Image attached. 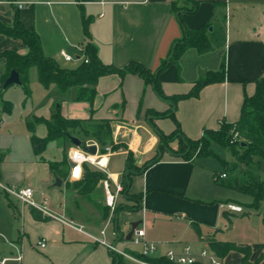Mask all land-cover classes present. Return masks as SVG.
<instances>
[{"label": "crops", "instance_id": "crops-1", "mask_svg": "<svg viewBox=\"0 0 264 264\" xmlns=\"http://www.w3.org/2000/svg\"><path fill=\"white\" fill-rule=\"evenodd\" d=\"M194 1L200 4L195 13L180 10L186 8L183 0H0V23L12 25L13 16L18 13L23 26L40 37L45 56L55 59L64 68H76L80 63L65 62L61 51L78 60L84 45L91 43L104 65L123 69L131 63H139L156 73L162 62L169 59L175 42L183 38L184 28L194 30L214 20H226V44L219 48L223 50L222 57L220 53H213L212 57H208L210 53L201 55L191 48L178 65L171 63L159 75L163 92L172 98L188 95L202 71L216 73L223 62L225 64L222 82L205 86L198 97L181 100L174 109L171 101L161 99L152 85L134 74L101 77L93 102L80 100L77 88L68 93H62L56 85L46 89L35 75V82L43 88V92L38 89L37 93L45 101L43 106L36 107L30 70V95L26 96L22 86H14L22 89L26 103L31 101L33 106L27 116H31L33 122L21 118L26 127L15 132V121L6 119L4 122L3 119L4 113L10 115L15 107L13 100L6 98L12 86L2 93L0 186L33 189L35 200L46 199L57 219L43 217L35 210L41 216V220H36L34 209L21 205L0 189V259H12L21 253L20 264H114L110 251L92 241L89 235L100 237L109 224L108 229L113 226V232L111 236L106 234V240L122 245L123 240L116 234L126 239L131 225L140 223L147 240L158 245L156 259L163 258L168 251L180 253L186 247H191L196 254L204 249L214 253L212 244L228 243L251 247L250 263L264 264V201L258 209L252 208L253 198L236 190L242 187L240 182L247 180L240 176L249 175V166L240 165L238 160L232 166L236 169L234 179L228 181L226 172H219L208 163V158L214 157L186 161L164 152L157 163L132 176L129 193L139 197V204L133 200L138 210H120L116 215L107 209L104 181L83 196L77 188L67 184L79 181H69V176L61 179L51 169L52 163L66 159V166L60 170L70 175V155L76 147L69 138L51 142L41 156L35 154L32 145L33 136L39 139L48 136L46 125L39 120H51L59 108L67 120L89 122L92 126L108 123L110 136L106 144L92 136L86 138L78 130L72 135L84 145L97 146L100 153L106 148L112 150L108 173L113 186L114 182L121 181L129 155L141 169L156 156L160 145L157 131L170 136L179 126L187 139L198 141L206 130L218 131L222 123H237L245 99L255 95L258 81L264 78V0ZM17 3L27 5L19 10ZM85 20L89 36L85 33ZM5 51L28 53L21 40L1 35L0 54ZM5 74L6 61L0 59V79ZM171 109L174 118L156 116L169 114ZM114 159L117 166L111 171ZM248 178L243 186L251 183L252 178ZM57 179L62 181L61 187L56 186ZM122 196L117 200L118 208L134 204ZM241 196L251 198L248 206L258 211L259 218L254 217L258 228L243 227L244 219L233 221L237 215L247 216L245 211L238 214L225 209L228 203L243 207ZM106 212L107 219L104 218ZM63 222L73 223L82 231ZM123 225L130 227L126 231ZM229 225L232 229L240 226V238H226ZM42 241L46 243L44 249L38 246ZM129 252L138 254V249L130 246ZM215 255L223 264H242V255L238 252L223 257ZM124 263L140 264L127 259ZM7 264L19 263L9 261Z\"/></svg>", "mask_w": 264, "mask_h": 264}, {"label": "trees", "instance_id": "trees-1", "mask_svg": "<svg viewBox=\"0 0 264 264\" xmlns=\"http://www.w3.org/2000/svg\"><path fill=\"white\" fill-rule=\"evenodd\" d=\"M183 1L186 8L180 10H185L187 13H195L198 10L200 5L198 1ZM176 12L178 13L179 10ZM84 29L86 35L89 36L87 20L84 21ZM1 35L15 40H21L27 47L28 53L26 55H21L16 51H5L0 54V59L6 61V74L0 79V96L3 93V85L10 73L16 71L21 76V86L28 97L30 95L28 87L29 72L34 67L38 70L39 82L46 89L51 85H56L62 93H68L71 89L77 88L80 91L79 99L88 102H93L96 97V87L101 77L108 75H119L123 77L127 74H134L141 77L146 84L152 85L155 93L161 99L171 101L174 109L179 101L198 97L200 91L205 86L211 83L222 82L225 77V64L223 62L219 72L212 73L202 71L199 81L188 95L174 96L172 98L165 95L159 81V75L164 72L171 63H176L178 65L183 54L188 49L194 48L199 54L205 55L223 47L226 44V20H214L194 30L184 28L183 38L175 42L171 49L169 59L162 62L156 73H152L139 63H131L123 69L104 65L98 57L96 47L91 43H87L83 47L88 63L82 62L76 68H64L55 59L45 56L40 37L34 31H29L23 26L18 13L13 16L12 25L0 23V36ZM6 108L7 105H5V109ZM173 109H171L169 114H159L156 116H171L174 118ZM39 122L46 125L48 136L45 139H39L33 136L32 145L37 156H41L51 142L61 138L70 139V137H73L72 134L77 130L86 138L92 136L102 144H106L110 136L108 123H104L102 126H92L89 122L67 120L63 117L60 108L55 111L51 120H39ZM86 124H88V126H85ZM31 131L33 132L32 128ZM157 134L159 136L160 145L156 156L141 169L134 165L133 156L129 155L126 171L122 175L121 183L123 185V196L127 199L134 200L137 204L140 202L139 197L131 196L129 193L132 176L141 173L144 169L157 163L164 152H169L186 161H191L196 157L213 156L212 147L216 145L228 149L239 162L245 165H252L255 157L260 161H264V78L258 81L255 95L245 99L241 118L237 123H222L218 131L206 130L203 137L198 141L187 139L180 131L179 126L177 131L170 136H165L159 131H157ZM234 134H238L239 140L235 144H230ZM174 143H177L178 149L172 147ZM104 152L105 151H103V153ZM50 166L59 178L65 180L68 178L69 174L62 173L60 170L61 167L66 166V159L62 163H52ZM105 179L106 175L104 173L94 170L89 166H85L82 180L75 183L68 182L67 184L68 187L77 188L79 194L85 196ZM236 190L253 198V203L251 204L252 208L258 209L259 205L264 201V182H251L247 186L237 187ZM107 209L109 210V208ZM120 210L138 209L128 208L126 206L118 208L117 206L115 214L117 215ZM33 214L36 220H41V216L38 215L36 211ZM211 250L220 257L226 256L233 251L238 252L242 255V264H251V247H238L234 244L218 243L212 244ZM133 255L150 264H165L167 262L163 258H144L137 253ZM112 256L114 258V264H125L121 256L114 254H112Z\"/></svg>", "mask_w": 264, "mask_h": 264}, {"label": "built area", "instance_id": "built-area-1", "mask_svg": "<svg viewBox=\"0 0 264 264\" xmlns=\"http://www.w3.org/2000/svg\"><path fill=\"white\" fill-rule=\"evenodd\" d=\"M27 3H17V7L19 10H22ZM82 56L77 60L74 57L68 55L65 51H61V58L67 63H88V60L84 54V50L81 49ZM239 140L238 134H234L233 139L230 141V144H235ZM112 154V150L110 148H106L104 153H100L99 149L96 156L89 155L81 148H76L72 151L70 155V162L72 165L71 172L69 175V181L75 182L80 181L84 175V167L86 165H90L92 167L97 168L100 172L106 175V179L103 182L105 194H106V205L111 210L112 214L115 212L117 207V200L121 195H123V185L120 182L113 183V190H111V176L108 173V162L109 157ZM222 177H226L223 175ZM0 189L7 193L10 197L15 198L21 205L28 206L37 212H39L43 217H47L50 219H57V216L51 212L48 206V201L44 199L42 202H37L35 200L34 190L31 188H11L6 186H0ZM225 209L231 213H243L244 209L240 205H236L233 203H228L225 205ZM69 227L82 231V228L75 226L73 223L67 224L63 222ZM109 224L101 231L100 237H95L89 235L90 239L101 246L106 247L111 254L121 256L123 259L131 260L140 264H147L148 262L134 256L129 252L130 246L134 249H138V254L144 258H155L158 252V245L155 243H151L147 240L146 231L144 228L138 227L131 240L126 241L125 237H121V235L116 236L121 240H123V244L119 247L116 243H110L106 240V234ZM38 246L41 249L46 247V243L44 241L39 242ZM21 253L16 257L9 259L3 258L0 259V264H7L9 261H15L17 263L22 262ZM167 262L165 264H223L222 261L210 250L204 249L199 254L194 253L191 247H186L180 253L175 251H168L163 257ZM150 264V263H148Z\"/></svg>", "mask_w": 264, "mask_h": 264}, {"label": "rangeland", "instance_id": "rangeland-1", "mask_svg": "<svg viewBox=\"0 0 264 264\" xmlns=\"http://www.w3.org/2000/svg\"><path fill=\"white\" fill-rule=\"evenodd\" d=\"M70 11L73 13V10H70ZM222 51L223 50H221V49H216L213 52H210V54H209L210 56H208V57H212V55H214L213 53H218V55L220 53V57H222V55H223ZM35 75L38 76V70H37L36 67L31 69V73H30V87H31V90L34 92L33 95L35 97L33 105L37 107L39 105L43 106L45 104V101L42 100L43 96H40L37 93L38 89H41V91L43 92V88H40L38 82H35V80H34V76ZM15 91H18V95L17 94L15 95ZM21 91H22V89L19 86H12L11 89L8 92H6V98L7 99H12L14 104H15V107H14L13 112L10 115H9V113L5 112L4 113L5 116L3 115V119H4V122H6V119H8V120L12 119V120L15 121V132L21 131V129H22L21 127H24L26 125L25 121H20L21 118H23V120H25V118H26L27 121H29V122L32 121L31 120V116H27V115L30 113L31 108H32L33 105L31 103V101H28L27 103L25 102L26 99H25V97H24V95H23V93ZM44 98H45V96H44ZM46 98H45V100L47 101L48 98L47 99ZM43 101H44V103H42ZM6 116H8L9 118L6 117ZM19 128H20V130H18ZM11 132H13V131H11ZM19 144H20V146H22L21 143H19ZM172 147L174 149H176V148L178 149L177 143L172 144ZM212 150L215 152V155L211 156V157H214V158H208V163H210L212 166H214V168L219 170V172H226L229 175L228 181H233L236 169H234V167L232 168V166H233V163H235L237 161V159L232 155V153L228 149H224V148H221L219 146H215L214 145ZM174 152H176V151H174ZM197 152H198V150H197ZM254 161H255V163L248 167V169H249L248 170L249 171L248 174L249 175L247 176L246 174H243V177L242 176H240V177L249 180L248 177L250 176L252 178V180H254V181H258V180L264 181V161H260L257 157L254 158ZM224 162H226V164ZM238 163L240 165L243 164L241 162H238ZM243 165H245V164H243ZM115 166H117V159H114V166L111 167V171L114 170L113 168H115ZM247 166L248 165H245V167H247ZM92 169L99 171L95 167H92ZM120 172H122V171H120ZM247 180L244 181V182H240L239 185H242V186L246 185L245 182H247ZM252 180H251V182H254ZM226 181L227 180H224V182H226ZM235 187H236V185H235ZM113 189H114L113 186H111V190L112 191H114ZM122 197L125 198V196H122ZM127 200L131 201L132 203H134V201L131 200V199H127ZM240 200L244 204L243 209L245 211V214H248V215L247 216L237 215L236 217L232 218L233 221L236 222V221H240V220L244 219L245 221L243 222L244 223L243 227H245L247 229H253L255 227L258 228L255 218H257V217L259 218V213L255 209H252L251 207L248 206V203L251 202V198H249L248 196H241ZM123 201H124V199H123ZM126 207H128V208H138V205L135 204V203L134 204H127ZM106 215H107V212H106V214H104V218L105 219H107ZM123 227H124V230L127 231L130 226L129 225H126V226L123 225ZM243 227H241V228H243ZM225 229L226 228L224 227V230ZM239 229H240V226L238 227V226L235 225V227L232 229L230 227V225H229V227H228L229 232L226 235V238H230V239L240 238L241 237V233H240L241 229L240 230ZM112 232H113V226H111L108 229L107 233H108L109 236H111ZM226 232H227V229H226ZM117 245L119 247L122 246L121 242H118Z\"/></svg>", "mask_w": 264, "mask_h": 264}, {"label": "water", "instance_id": "water-1", "mask_svg": "<svg viewBox=\"0 0 264 264\" xmlns=\"http://www.w3.org/2000/svg\"><path fill=\"white\" fill-rule=\"evenodd\" d=\"M14 85H22V81H21V76L19 73H17L16 71H12L9 75V77L7 78V80L5 81L4 85H3V92L7 91V89L11 86ZM70 140L72 142V144L76 147V148H81L83 151H85L86 153H88L89 155L92 156H96L97 152H98V148L97 146H88V145H84L82 143L81 140L75 138V137H70ZM56 186L61 187L62 186V181L57 179L56 180ZM140 226V223H133L131 225V230L128 233L126 240L130 241L135 230Z\"/></svg>", "mask_w": 264, "mask_h": 264}]
</instances>
